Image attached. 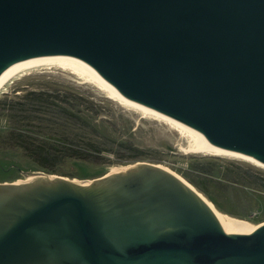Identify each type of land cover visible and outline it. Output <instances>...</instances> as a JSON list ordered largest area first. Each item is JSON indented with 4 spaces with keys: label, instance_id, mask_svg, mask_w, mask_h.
Instances as JSON below:
<instances>
[{
    "label": "water",
    "instance_id": "1",
    "mask_svg": "<svg viewBox=\"0 0 264 264\" xmlns=\"http://www.w3.org/2000/svg\"><path fill=\"white\" fill-rule=\"evenodd\" d=\"M50 55L264 165V0H0V76ZM33 174L0 182V264H264V221L226 232L156 163Z\"/></svg>",
    "mask_w": 264,
    "mask_h": 264
},
{
    "label": "rangeland",
    "instance_id": "2",
    "mask_svg": "<svg viewBox=\"0 0 264 264\" xmlns=\"http://www.w3.org/2000/svg\"><path fill=\"white\" fill-rule=\"evenodd\" d=\"M34 90L85 94L103 101L102 114L112 120L109 130L116 131L117 135L130 141L137 150L136 160L114 162L108 166L68 160L59 175H76V178L90 180L115 168L123 170L124 166L140 161L161 164L176 171L190 183L191 179L201 185L214 198L220 210L254 224L264 221L263 168L229 156L186 153L182 150L187 146L186 138L169 123L144 117L140 111L108 98L93 83L85 82L58 66H41L23 71L0 91V182L25 180L34 175L32 170L27 169L31 162L20 151L5 147L10 121L3 116L4 111L1 109L14 96L21 97ZM12 165L25 169L8 168Z\"/></svg>",
    "mask_w": 264,
    "mask_h": 264
},
{
    "label": "trees",
    "instance_id": "3",
    "mask_svg": "<svg viewBox=\"0 0 264 264\" xmlns=\"http://www.w3.org/2000/svg\"><path fill=\"white\" fill-rule=\"evenodd\" d=\"M103 108V101L85 94L34 90L14 96L1 108L10 121L4 145L31 162L27 169L50 174H59L68 160L108 166L135 159L138 155L132 143L109 130L112 120L102 114ZM190 181L218 205L206 189Z\"/></svg>",
    "mask_w": 264,
    "mask_h": 264
},
{
    "label": "bare ground",
    "instance_id": "4",
    "mask_svg": "<svg viewBox=\"0 0 264 264\" xmlns=\"http://www.w3.org/2000/svg\"><path fill=\"white\" fill-rule=\"evenodd\" d=\"M41 66H58L61 69L68 70L70 73L77 76L79 79H83L85 82H90L99 87L106 93V96L110 99L118 101L119 103L134 108L140 111L144 117H151L154 119H161L166 123H169L173 126L180 134H182L186 138L187 146L182 148L186 153H196V154H208L213 156H229L241 160H245L250 162L251 164L261 167L264 169V165L256 161L253 157L247 156L241 153L225 150L223 148L214 146L209 143L206 137L197 129L192 126L177 120L171 116H168L160 111H157L151 107L128 99L124 95H122L116 88H114L111 84L105 81L101 76H99L91 67L80 61L79 59L68 56V55H50V56H39L29 58L23 61H19L10 66L1 76H0V91L5 87V85L14 77H16L19 73L30 70L33 68L41 67ZM162 168L172 172L174 175L181 178L188 186H190L202 199H204L208 205L212 208L214 213L217 215L218 220L220 221L222 227L226 232L238 233V234H249L256 230L263 223H252L245 219H240L234 217L222 210H220L214 202H212L204 193H202L195 185L190 183L187 179H185L182 175L173 171L169 167L165 165H161ZM119 168V167H118ZM123 168V167H121ZM127 167L124 166L123 169ZM122 169H113L111 172L107 173H116L121 171ZM32 178L29 176L25 180H16V182L28 181ZM79 180V179H76ZM83 183H88L91 180H79Z\"/></svg>",
    "mask_w": 264,
    "mask_h": 264
}]
</instances>
